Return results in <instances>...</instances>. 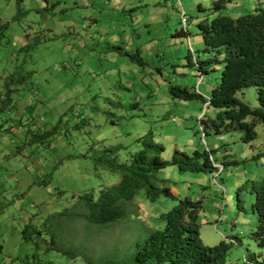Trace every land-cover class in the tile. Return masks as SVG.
Instances as JSON below:
<instances>
[{
	"label": "rangeland",
	"instance_id": "rangeland-1",
	"mask_svg": "<svg viewBox=\"0 0 264 264\" xmlns=\"http://www.w3.org/2000/svg\"><path fill=\"white\" fill-rule=\"evenodd\" d=\"M234 1L236 14L264 9V0ZM212 2L0 0V264H130L121 261L165 226L159 215L185 196L205 204L203 244L233 240L229 264H264L252 203L248 213L237 199L222 208L230 174L220 161L214 167L224 179L173 164L160 169L159 186L177 199L151 204L139 196L124 222L101 228L76 220L81 197L108 186L103 162L129 163L153 143L166 161L176 150L214 151L241 161L237 172L264 179V124L250 143L239 130L204 134L202 115L215 110L172 92L209 98L220 82L221 65L202 70V80L196 67L213 54L203 50L199 28L218 14ZM239 97L261 107L255 87Z\"/></svg>",
	"mask_w": 264,
	"mask_h": 264
},
{
	"label": "trees",
	"instance_id": "trees-1",
	"mask_svg": "<svg viewBox=\"0 0 264 264\" xmlns=\"http://www.w3.org/2000/svg\"><path fill=\"white\" fill-rule=\"evenodd\" d=\"M232 3L237 2L213 0L212 8L218 14L199 23L203 50L213 54L206 60L196 61L198 74L203 76L204 72L214 70V65L219 64L222 67L220 82L212 88L209 98L180 88H177L178 92L176 89L172 92L185 100L203 99L208 110L209 107L215 110L214 116H207L208 113L202 115L200 126L204 134L211 128L216 133L239 130L244 133L243 142L250 143L257 138V124H264V9L240 15L235 13V6H230ZM249 87L256 88L261 107H251L240 99V92ZM162 151V145L153 143L150 149L135 153L129 163L104 161L112 179L110 177L108 186L96 197H81L84 203L76 220L85 218L88 226L101 228L124 222L133 218L129 208L133 202L136 204L139 196L151 204L162 197L177 199L169 187L159 186L157 174L160 169L173 164L181 173L210 177L219 173L214 163L220 161L223 170L230 174L222 208L237 199L238 205L248 213L246 206L252 203L259 222L254 236L260 246H264V179L253 178L247 172H237L242 162L225 161V156L229 155L220 157L214 151L189 154L176 150L172 160L166 161L161 157ZM220 174L218 177L224 179ZM197 185L199 191L205 188L202 183L197 182ZM204 208V202L196 196L179 198L173 209L159 215L165 226L149 231L147 237L137 241L133 253L121 263L229 264L235 241L224 239L214 246L201 241L200 213ZM243 262L251 263L245 258Z\"/></svg>",
	"mask_w": 264,
	"mask_h": 264
},
{
	"label": "built area",
	"instance_id": "built-area-1",
	"mask_svg": "<svg viewBox=\"0 0 264 264\" xmlns=\"http://www.w3.org/2000/svg\"><path fill=\"white\" fill-rule=\"evenodd\" d=\"M182 21L184 22V24L187 22L185 12H183V14H182ZM202 78H203V76H201V80H202Z\"/></svg>",
	"mask_w": 264,
	"mask_h": 264
}]
</instances>
